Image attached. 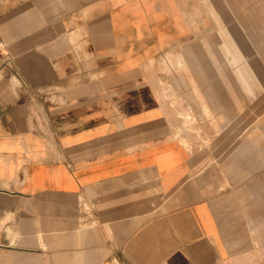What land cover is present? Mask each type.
Wrapping results in <instances>:
<instances>
[{
    "label": "crops",
    "instance_id": "0c3cea01",
    "mask_svg": "<svg viewBox=\"0 0 264 264\" xmlns=\"http://www.w3.org/2000/svg\"><path fill=\"white\" fill-rule=\"evenodd\" d=\"M213 8L0 0V264L257 263L264 184L225 136L258 16Z\"/></svg>",
    "mask_w": 264,
    "mask_h": 264
},
{
    "label": "rangeland",
    "instance_id": "374dc122",
    "mask_svg": "<svg viewBox=\"0 0 264 264\" xmlns=\"http://www.w3.org/2000/svg\"><path fill=\"white\" fill-rule=\"evenodd\" d=\"M210 3L211 6L213 5L217 8H213V10L221 8L220 10L224 9L226 12H230V14L233 11H241L242 16H245L249 15V12L257 11V19H242L241 30L243 42L241 44L240 52L236 51V54H238L241 59L242 66L240 68L243 70V79H245L244 76H246L247 79L252 80L255 85L254 90L252 89L250 93L243 89L241 90L243 112H245V109L252 107L254 108L253 112H256L257 114H243L241 129L239 132L236 134L232 132L229 134L227 133V136L225 137H237L241 139L242 167L245 170L257 171L259 179L256 181L259 186H261L262 183L264 184V0H210ZM212 21L216 22L217 19H211V22ZM254 22H257L258 27V44L249 43L251 38L250 28H253L252 23ZM214 31L217 32L216 29ZM254 48H257V50ZM228 52L229 51L227 50V54ZM213 54L215 55L216 51ZM254 60H257V62H254ZM248 62L253 64L256 63V66H248ZM226 69L230 72L233 69L239 70V67H227ZM212 149L215 151V147L210 148V150ZM219 150L223 151L224 154H227L232 152L234 147H221ZM221 158H223V156ZM250 159H256L257 162ZM221 160L219 159L216 161L214 158H211L209 160L210 165H213L214 167L220 166ZM257 218L258 227L256 228V237L253 238L254 242L249 249L255 251L254 253L257 256L256 264H264V185L259 187Z\"/></svg>",
    "mask_w": 264,
    "mask_h": 264
}]
</instances>
